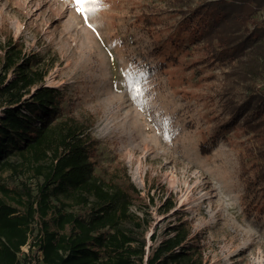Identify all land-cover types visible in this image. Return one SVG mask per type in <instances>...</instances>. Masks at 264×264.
I'll return each mask as SVG.
<instances>
[{"label":"trees","instance_id":"obj_1","mask_svg":"<svg viewBox=\"0 0 264 264\" xmlns=\"http://www.w3.org/2000/svg\"><path fill=\"white\" fill-rule=\"evenodd\" d=\"M192 2L173 0L163 12L147 9L136 18L151 39L144 59L149 71L221 69L217 106L208 110L215 114L199 150L209 154L220 140L230 142L232 132L248 137L238 151L240 202L244 214L264 223V0ZM191 50L199 60L185 66L180 55ZM41 62L37 54L22 58L15 46L2 62L0 264H206L182 219L146 253L143 235L127 227L137 219L139 228L142 220L130 212L137 190L126 169L122 186L95 171L98 142L88 130L93 118L65 116V93L41 83ZM5 171L10 174L3 178ZM25 171L35 185L21 178Z\"/></svg>","mask_w":264,"mask_h":264},{"label":"rangeland","instance_id":"obj_2","mask_svg":"<svg viewBox=\"0 0 264 264\" xmlns=\"http://www.w3.org/2000/svg\"><path fill=\"white\" fill-rule=\"evenodd\" d=\"M170 1L101 0L85 20L72 0H0V74L10 46L24 59L40 55L46 70L41 83L65 93V116L93 118L88 130L98 142L95 171L122 186L126 169L137 190L130 212L142 220L136 228L132 217L127 227L143 235L146 253L182 219L206 264H264V223L244 214L240 202L238 151L248 137L232 132L230 142L220 140L209 154L198 146L215 114L208 110L217 106L221 69L147 68L143 54L151 39L135 20L147 9L165 11ZM197 55L191 50L180 57L186 66ZM129 73L143 95H131ZM31 175L25 171L21 178L35 185Z\"/></svg>","mask_w":264,"mask_h":264},{"label":"snow or ice","instance_id":"obj_3","mask_svg":"<svg viewBox=\"0 0 264 264\" xmlns=\"http://www.w3.org/2000/svg\"><path fill=\"white\" fill-rule=\"evenodd\" d=\"M101 0H72V4L75 6L78 14L88 18V14L95 13ZM131 73H129V87L131 89V95L133 98L143 95L141 85L139 81H131Z\"/></svg>","mask_w":264,"mask_h":264}]
</instances>
